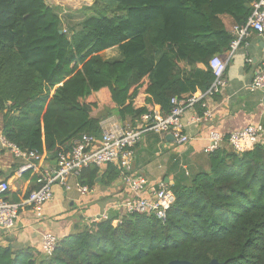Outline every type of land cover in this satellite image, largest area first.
Masks as SVG:
<instances>
[{
    "label": "trees",
    "instance_id": "trees-1",
    "mask_svg": "<svg viewBox=\"0 0 264 264\" xmlns=\"http://www.w3.org/2000/svg\"><path fill=\"white\" fill-rule=\"evenodd\" d=\"M257 1L94 0L73 25L46 0H0L2 137L56 161L83 136L99 138L109 117L135 130L157 109L169 115L172 100L192 105L214 83L210 61L235 40L223 18L244 27ZM193 108L203 115L201 103ZM208 164L169 188L163 220L109 215L60 239L49 259L0 247V264H264V142L242 154L219 148ZM104 169H82L80 186L119 176ZM22 176L35 183L40 175Z\"/></svg>",
    "mask_w": 264,
    "mask_h": 264
},
{
    "label": "crops",
    "instance_id": "crops-1",
    "mask_svg": "<svg viewBox=\"0 0 264 264\" xmlns=\"http://www.w3.org/2000/svg\"><path fill=\"white\" fill-rule=\"evenodd\" d=\"M223 22L229 31L235 27L228 18H223ZM221 58L227 62L222 76L224 86L212 96L199 92L195 94L194 103H201V108L209 116L201 123L192 124L197 116L193 103L181 117L184 134L190 142L179 146L171 135L148 132L136 145L130 174L144 179L145 188L141 194L144 198L152 199L160 184L169 189L185 178L207 172L208 155L204 153V148L211 133L229 136L248 126H257L262 129L261 139L264 142V90L249 89L255 71L264 62V31L262 34L251 31L231 55L227 53ZM100 113L102 108L92 117H98ZM156 113L159 114L158 109ZM115 130H126V126L118 123L115 117L101 122V135ZM223 147H228L226 142L220 145V148ZM23 164L24 161L15 158L9 149L0 146V180L9 185L8 202L23 201L28 192L37 187L36 183L18 175ZM55 167L56 161H50L43 155L37 171ZM104 170L101 168L102 173ZM97 180L89 188V193L82 195L77 189L80 186L78 173L68 176L67 188L60 184L54 186L53 199L44 205L40 217L28 207L21 208L14 230L0 232V247L13 251L32 249L43 256L41 239L45 234H52L60 240L77 233L93 218L124 216L123 206L132 197L128 185L121 182L119 176L111 183L102 177Z\"/></svg>",
    "mask_w": 264,
    "mask_h": 264
},
{
    "label": "built area",
    "instance_id": "built-area-1",
    "mask_svg": "<svg viewBox=\"0 0 264 264\" xmlns=\"http://www.w3.org/2000/svg\"><path fill=\"white\" fill-rule=\"evenodd\" d=\"M253 11L244 27L235 26L231 34L235 40L230 46L228 55H231L249 35L251 31L262 34L264 31V0H259L252 4ZM227 62L221 57H215L210 61V67L214 75V83L204 96H212L219 92L224 86L222 76ZM250 91L264 90V62L255 71L250 84ZM174 106L171 113L165 117L157 114L143 116L135 130H115L114 132H104L99 138L94 136H83L75 141L70 150L60 153L57 156L56 167L50 170L38 172L37 166L43 160V156L35 152H23L14 145L8 143L0 135V146L9 149L15 158L24 161L18 170V175L22 176L28 171L39 173V178L35 182L37 189L32 190L28 197L19 203H11L6 199L9 192V185L6 181L0 180V232H10L16 227L21 208L28 207L40 217L42 208L53 199V188L56 184L66 187L68 176L79 173L89 166L104 168L113 166L119 170V179L128 185L131 192V200L124 204V214H153L158 219L163 220L166 211L174 202V196L165 184H160L153 193L152 199H146L141 194L145 188V181L138 176H132L130 169L135 155V147L140 142L143 134L151 132L154 134H168L173 137L179 146L186 145L190 138L184 134V125L181 121L183 113L188 107H179L177 100H172ZM209 116L203 113L201 117L196 116L192 124L201 123ZM262 129L257 126H248L245 129L232 133L229 136H220L211 133L208 144L204 148L205 154H211L220 148L223 142L236 154H242L252 149L262 142ZM67 188V187H66ZM78 192L82 195L89 193V188L77 186ZM106 217L93 218L91 222ZM58 238L52 234H45L41 239L42 255L49 259L57 244Z\"/></svg>",
    "mask_w": 264,
    "mask_h": 264
},
{
    "label": "rangeland",
    "instance_id": "rangeland-1",
    "mask_svg": "<svg viewBox=\"0 0 264 264\" xmlns=\"http://www.w3.org/2000/svg\"><path fill=\"white\" fill-rule=\"evenodd\" d=\"M94 0H46L49 6L59 8V16L65 24V19L70 16L69 21L73 24H79L83 17L79 13L83 7H90ZM118 56L117 52L105 53L102 57L104 59H111L114 56Z\"/></svg>",
    "mask_w": 264,
    "mask_h": 264
},
{
    "label": "water",
    "instance_id": "water-1",
    "mask_svg": "<svg viewBox=\"0 0 264 264\" xmlns=\"http://www.w3.org/2000/svg\"><path fill=\"white\" fill-rule=\"evenodd\" d=\"M98 181V180H97ZM169 264H190V263H187V262H178V261H173V262H170ZM209 264H218L216 261H212L211 263Z\"/></svg>",
    "mask_w": 264,
    "mask_h": 264
}]
</instances>
